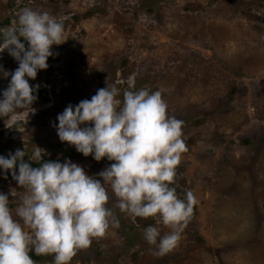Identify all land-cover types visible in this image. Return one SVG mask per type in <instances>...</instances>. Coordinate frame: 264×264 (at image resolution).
Returning <instances> with one entry per match:
<instances>
[{
    "label": "rangeland",
    "instance_id": "rangeland-1",
    "mask_svg": "<svg viewBox=\"0 0 264 264\" xmlns=\"http://www.w3.org/2000/svg\"><path fill=\"white\" fill-rule=\"evenodd\" d=\"M26 7L62 20L65 41L29 79L40 85L35 111L0 118V155L21 149L30 157L38 146L44 161L68 159L96 175L114 161L61 142L56 117L107 84L122 100L133 77L134 90L161 91L168 114L183 121L187 151L173 186L197 200L178 246L157 256L144 229H169L120 212L109 187L120 226L71 264H264V0H0V28L14 26ZM0 66L12 72L18 62L4 50ZM9 80L0 77V90ZM11 189L15 217L25 189L0 170V192ZM34 262L54 264L53 254Z\"/></svg>",
    "mask_w": 264,
    "mask_h": 264
},
{
    "label": "clouds",
    "instance_id": "clouds-1",
    "mask_svg": "<svg viewBox=\"0 0 264 264\" xmlns=\"http://www.w3.org/2000/svg\"><path fill=\"white\" fill-rule=\"evenodd\" d=\"M64 31L62 20L27 7L20 10L14 26L0 28V53L7 50L18 62L12 72L0 66V77L10 76L7 88L0 90V118L18 110L35 111L31 106L40 85H30L29 79L35 80L38 71L48 68L52 46L65 41ZM127 85L122 100L120 89L107 84L90 100L69 104L56 117L54 127L61 142L96 161H114L96 175H88L68 159L44 161V150L38 146L30 157L21 149L0 155V170L10 171L19 188L25 189L15 217L9 207L15 189L0 192V264H35L30 252L53 254L54 264H71L93 238L120 226L107 206L109 187L120 212L154 218L156 225L169 229L163 235L158 226L144 229V239L155 246L154 255L178 246L197 203L191 190L180 198L173 186L176 168L187 151L183 121L168 114L161 91L134 90L133 77ZM26 155L39 166L26 162Z\"/></svg>",
    "mask_w": 264,
    "mask_h": 264
},
{
    "label": "trees",
    "instance_id": "trees-1",
    "mask_svg": "<svg viewBox=\"0 0 264 264\" xmlns=\"http://www.w3.org/2000/svg\"><path fill=\"white\" fill-rule=\"evenodd\" d=\"M33 166H34V167H37L38 164H34ZM177 169H178V168H177ZM177 174H178V173H176V175H177ZM29 254H30L31 258H32L34 261H39V260H42V259H49V256H50V254H45V256H44V255H36L34 252H30Z\"/></svg>",
    "mask_w": 264,
    "mask_h": 264
}]
</instances>
